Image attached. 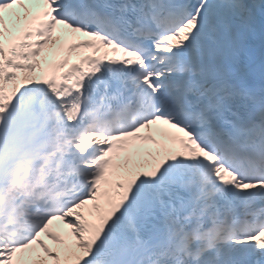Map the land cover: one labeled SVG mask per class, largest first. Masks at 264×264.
Masks as SVG:
<instances>
[{
    "label": "snow or ice",
    "instance_id": "1",
    "mask_svg": "<svg viewBox=\"0 0 264 264\" xmlns=\"http://www.w3.org/2000/svg\"><path fill=\"white\" fill-rule=\"evenodd\" d=\"M0 264H264V0H0Z\"/></svg>",
    "mask_w": 264,
    "mask_h": 264
}]
</instances>
